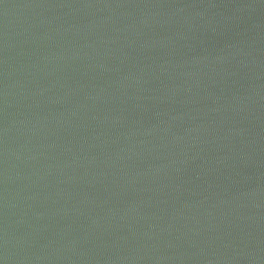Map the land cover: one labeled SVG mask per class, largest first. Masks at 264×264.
I'll list each match as a JSON object with an SVG mask.
<instances>
[{"label":"water","instance_id":"1","mask_svg":"<svg viewBox=\"0 0 264 264\" xmlns=\"http://www.w3.org/2000/svg\"><path fill=\"white\" fill-rule=\"evenodd\" d=\"M0 264H264V0H0Z\"/></svg>","mask_w":264,"mask_h":264}]
</instances>
